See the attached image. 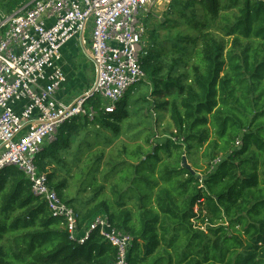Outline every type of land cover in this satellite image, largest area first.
Instances as JSON below:
<instances>
[{
    "label": "trees",
    "instance_id": "trees-1",
    "mask_svg": "<svg viewBox=\"0 0 264 264\" xmlns=\"http://www.w3.org/2000/svg\"><path fill=\"white\" fill-rule=\"evenodd\" d=\"M31 1L0 0V13ZM169 8L163 21L145 17L153 15L145 22L141 57L148 80L139 83L152 84L153 96L177 92L151 107L169 113L174 130L148 138L133 160L110 169L102 150L78 176L83 179L75 195L54 181V172L50 184L76 211L80 232L107 215L132 236L127 264H264V0H172ZM223 8L237 13L222 14ZM218 18L224 34L233 36L227 51L209 33ZM183 24L197 34H183ZM124 97L112 113L100 98L92 99L101 114L68 120L62 138L56 135L38 153L39 168L45 169L43 158L62 164L73 154L79 161L83 147L105 137L102 130L119 135L127 118L150 110L147 99L140 106L139 98L131 104ZM87 123L98 129L79 138L78 126ZM82 190L91 193L83 196ZM63 221L33 193L21 169L0 171V264H110L117 258L99 229L79 243Z\"/></svg>",
    "mask_w": 264,
    "mask_h": 264
},
{
    "label": "built area",
    "instance_id": "built-area-1",
    "mask_svg": "<svg viewBox=\"0 0 264 264\" xmlns=\"http://www.w3.org/2000/svg\"><path fill=\"white\" fill-rule=\"evenodd\" d=\"M162 0H32L13 13H0V171L21 169L32 191L53 216L63 219L70 238L84 243L93 230L117 248L110 264H127L132 236L97 216L82 232L74 208L49 181L36 158L45 142L71 118L97 110L86 106L99 97L112 113L128 89L144 79V18ZM90 29L89 56L96 80L72 102L58 97L67 80L62 48ZM83 45L88 41L80 38Z\"/></svg>",
    "mask_w": 264,
    "mask_h": 264
},
{
    "label": "rangeland",
    "instance_id": "rangeland-1",
    "mask_svg": "<svg viewBox=\"0 0 264 264\" xmlns=\"http://www.w3.org/2000/svg\"><path fill=\"white\" fill-rule=\"evenodd\" d=\"M172 0H162L161 2H154L152 8H150L149 12L150 14H154L157 16V18L164 20V15L166 12H171L170 10V3ZM184 1V0H182ZM226 4V2L224 3ZM232 14V13H237V8H223L222 14ZM151 15L148 19L144 18V23L146 22L147 24L151 23L153 21ZM222 24H223V19H216L214 22H212V25L210 27V35L213 36L214 39H216L218 42L223 43L226 46V50L230 49L232 47V37L233 36H227L224 34L223 29H222ZM147 27V26H146ZM186 25L183 24L180 29L183 31V34H197L196 30L192 31H187L186 30ZM147 34H144V39L145 41ZM84 37L88 41V45H78V38L75 37L71 39L64 47V51H67L70 53L73 52V54H76V51L81 55L79 56L76 55L74 60L72 61L74 64L78 65V70L79 72L75 74L69 73L70 80L69 84L67 85L68 89H72L70 92H65L61 96V93L58 94L59 97H64L66 100L65 102H72L74 101L78 96L84 95L93 86L97 73L96 67L94 66L93 61L91 58H89V46H90V29L87 28L84 32ZM76 46V47H75ZM147 46V41H145V47ZM85 47V48H83ZM86 50V51H85ZM88 51V52H87ZM143 55V52L141 53V56ZM195 59H192L191 62H194ZM77 70V71H78ZM180 70H183L182 67H180ZM77 76V77H76ZM76 77V78H75ZM146 78V77H145ZM147 79V78H146ZM145 79V80H146ZM148 80V79H147ZM90 83V84H89ZM87 85V88H84V86ZM89 85V86H88ZM149 87L144 88L141 83L137 82L134 86L130 87L127 91L126 96L124 97L128 102L131 104L139 98V105L142 106L144 103V99H147L148 102L147 105L150 107L146 108L144 107V110H141L140 112H137L136 114H132L129 118H127L123 123V127L121 129V133L119 135L113 134V131L110 129H104L102 130L105 134V137L102 135L99 136V143L96 145L93 144V147L88 148L83 147L82 152H81V157L80 160L77 162L72 161L73 154L69 155L68 157H63L61 163L57 161L50 162V158L44 159V166H45V171L47 172H54V181H62L65 182L68 185L67 188V193H70L72 195H75L79 192V187H80V182H81V175L85 174L86 171L90 168L89 166L86 167V164L91 165L93 163V159L95 156H99L100 152L103 150V165L105 162L107 163L108 169H110L116 162L120 160H127L131 161L133 160L131 157V154L134 150L138 148V145H143L147 141L148 138H151L152 140H156L159 138H164L167 137L171 134V132L174 130L171 123H170V116L169 113L166 111H157L155 109L152 110V108H156L157 104L162 103L165 100L173 99L175 96H179L176 94L177 92L173 93H163L160 96H153V90L151 91V86L152 84H149ZM141 88V89H140ZM139 89V90H138ZM66 90V88H65ZM138 90V91H135ZM69 91V90H68ZM99 97H96L98 99ZM92 99L88 98L86 106L89 107L91 106ZM138 105V106H139ZM133 106L130 107V109ZM152 107V108H151ZM141 109V108H140ZM139 109V110H140ZM161 110V109H160ZM100 112H96V115H100ZM83 118H81V121ZM93 126H97L94 127ZM70 127V122L64 123L61 127L58 129V139L62 138L63 133L67 131V129ZM98 129L97 124L93 123H87V127L83 126H78V131H80V137H83L85 135V132H87L88 129ZM150 128V129H148ZM142 129V130H141ZM139 130L141 131L139 133ZM78 133V132H77ZM93 134H90V137H92ZM57 137V136H56ZM108 139V141L105 140ZM55 141V140H54ZM79 141V139L77 140ZM50 140L45 142V145L48 144ZM53 142V141H52ZM56 141L55 143H57ZM51 143V142H50ZM49 143V144H50ZM73 144L70 145V149H73L75 146L74 139H72ZM95 145V146H94ZM96 152H98L96 154ZM96 154V155H95ZM91 156V157H90ZM80 175V177H78ZM101 172L97 174L99 176V179L101 180ZM111 195V191L109 188L106 189ZM80 193L83 196H89L91 193V190H82ZM65 200V199H64Z\"/></svg>",
    "mask_w": 264,
    "mask_h": 264
},
{
    "label": "crops",
    "instance_id": "crops-1",
    "mask_svg": "<svg viewBox=\"0 0 264 264\" xmlns=\"http://www.w3.org/2000/svg\"><path fill=\"white\" fill-rule=\"evenodd\" d=\"M82 36H84V33H83V35H81L80 36V38L82 37ZM80 38H78L77 40H78V45L77 46H81L82 47V43H81V40H80ZM82 45H81V44ZM65 47V46H64ZM64 47L62 48V52H63V65H64V69H65V71H66V73H67V80H66V82L64 83V85H63V87H62V89L59 91V93H61V96L63 95V93H65V92H70L72 89H68V87H67V85L69 84V80H70V76H69V73H70V75L71 74H75V72L76 73H78L79 72V70H78V65H76V64H74L72 61L74 60V58L76 57V55H78L79 53L76 51V54H73V52L72 53H70L69 54V52H67V51H64ZM76 47V46H75ZM83 48H85V47H83ZM86 51V50H85ZM88 52V51H87ZM79 56H81L80 54H79ZM90 58V57H89ZM94 63V62H93ZM94 66H95V64H94ZM78 70V71H77ZM95 75H97V73L95 74ZM77 77V76H76ZM75 77V78H76ZM90 84V83H89ZM89 86V85H88ZM65 88H66V90H65ZM84 88H87V85L86 86H84L83 87V89ZM69 90V91H68ZM59 97V96H58ZM59 98H61V99H63V100H66L64 97H59Z\"/></svg>",
    "mask_w": 264,
    "mask_h": 264
},
{
    "label": "water",
    "instance_id": "water-1",
    "mask_svg": "<svg viewBox=\"0 0 264 264\" xmlns=\"http://www.w3.org/2000/svg\"><path fill=\"white\" fill-rule=\"evenodd\" d=\"M184 164H185L186 166L190 167L189 164L187 163L186 159H184Z\"/></svg>",
    "mask_w": 264,
    "mask_h": 264
}]
</instances>
